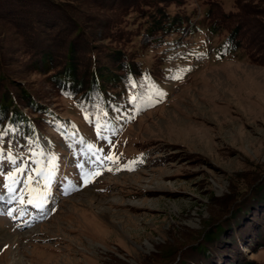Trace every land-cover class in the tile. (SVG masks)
Segmentation results:
<instances>
[{
	"label": "rangeland",
	"instance_id": "374dc122",
	"mask_svg": "<svg viewBox=\"0 0 264 264\" xmlns=\"http://www.w3.org/2000/svg\"><path fill=\"white\" fill-rule=\"evenodd\" d=\"M31 1L0 0V75L12 92L23 86L52 110L59 129L46 127L36 146L0 143V264H264V0H168L171 13L203 17L211 9L206 24L225 29L214 37L203 27L181 34L168 27L157 38L138 30L134 0H69L62 8ZM35 21H52L53 32ZM78 22L83 32L74 38ZM236 23L253 41V56L221 55L223 41L237 37ZM117 25L122 33L111 31ZM70 42L79 77L98 62L103 90L121 92L124 74L113 59L123 57L158 85L159 102L134 113L121 95L127 104L108 120L114 130L98 135L48 81L64 57L53 56L49 74L28 61L37 44L60 53ZM41 151L58 165L44 213L27 204L42 181L34 193L16 185L15 200L4 187L9 157L31 171ZM79 164L100 174L85 184Z\"/></svg>",
	"mask_w": 264,
	"mask_h": 264
},
{
	"label": "trees",
	"instance_id": "16d2710c",
	"mask_svg": "<svg viewBox=\"0 0 264 264\" xmlns=\"http://www.w3.org/2000/svg\"><path fill=\"white\" fill-rule=\"evenodd\" d=\"M27 2L31 0H26ZM38 2H45L47 6L62 8L67 1L69 0H37ZM72 1V0H71ZM32 2V1H31ZM135 2V3H134ZM134 4L131 6V12L136 14V21H138V30L142 32H146L149 35L157 36L160 33H163L162 30L169 27L171 32L177 31L180 34L187 27L188 29L194 28L196 31L202 30L201 27L206 28L207 32L210 35L216 37L218 36L219 29H225L222 26L220 28H216V25H212L209 22L206 24L207 19L210 15V10L205 13L203 17L200 16H191L182 14L181 12H170L168 7L170 3L168 0H134ZM237 3V2H236ZM29 4V3H27ZM27 4L23 5L25 7ZM31 4V3H30ZM41 15V14H38ZM59 17V16H58ZM39 16L34 15L33 20H37ZM46 18V17H45ZM49 20L48 18H46ZM197 21V23H196ZM240 21V19H236V22ZM34 24L40 28V31L44 32L47 35L45 30H52V21H48L46 24H42L38 21H35ZM49 24V25H47ZM205 25V26H204ZM184 27L182 29V27ZM193 26V27H191ZM226 28L230 26L229 23L225 25ZM69 28V26H67ZM75 32L77 35L74 38L79 37L83 32L82 25L78 22L76 23ZM122 27L115 26L111 31L122 30ZM231 33L233 36L237 34V37L234 39L229 36L225 41H223L220 46L221 55L225 54L226 50H243L244 53L249 54V56H253L252 54V46H254L253 41H249L246 37H244L243 32H241V27H239L236 23V27H232ZM180 30V31H179ZM51 34V32H49ZM71 31V30H70ZM74 32V31H72ZM74 32V33H75ZM241 32V33H240ZM122 33V31H121ZM240 33V34H239ZM67 35L68 32H65ZM150 37V36H149ZM246 43H244V40ZM124 43V42H123ZM57 46V45H56ZM65 46H68L67 51L57 53L56 48L53 44H37L33 48L35 51H31L28 54V61L32 62V68L36 72H42L45 74H49L54 72L55 70V59L54 55L60 54V58L64 57L65 64L56 69L54 74L49 76L48 81L53 85L55 89L56 95H59L63 99L73 100L75 106L78 107L84 116V119L89 123H94V129L96 133L110 134L111 131L114 130L113 123L108 120L115 116L114 114L120 107H124L128 102L133 110H139L140 106L145 102L155 105L159 102L160 98L157 95L156 87L158 86L156 83L152 84L151 80L144 77L143 74L129 69L130 64H133L132 61H122L123 57H115L113 61L117 64V70L119 72H123L124 74V88L120 92L111 94L109 91H104L100 86L99 80L104 78L102 72L100 71V67H92L98 65V62L93 63L91 65L90 73L85 77H79L78 68L76 67V49L77 45L70 42L65 43ZM250 46V47H249ZM169 48L168 50H170ZM217 51H219L217 49ZM171 58H174L175 53H171ZM39 58V59H38ZM95 59V58H92ZM98 61V60H97ZM122 61V62H121ZM80 69V68H79ZM109 71V69H106ZM112 71V70H111ZM109 74H105L110 75ZM142 77V81L139 86L142 90L137 92L138 87L136 77ZM146 76V74H145ZM9 79L6 78L5 74L2 73L0 75V143L4 142V138L9 139V142H17L20 146H36L39 140V137L42 136L44 129L46 127H51V124H54L57 129H59V124L57 120L58 116L50 110L46 105L40 103L36 97H34L30 92L23 89L21 87V91L16 93L12 92L13 87L6 85ZM156 81V80H155ZM4 87V88H3ZM16 95H15V94ZM122 96H127V103H120V98ZM131 95V96H129ZM136 97L135 103H133L132 98ZM106 114V115H105ZM86 117H88L86 119ZM107 125L106 127H102L98 129L96 127L97 124ZM211 238V237H210ZM216 240L217 238H212ZM202 252H206V249H201Z\"/></svg>",
	"mask_w": 264,
	"mask_h": 264
},
{
	"label": "snow or ice",
	"instance_id": "6c2138e0",
	"mask_svg": "<svg viewBox=\"0 0 264 264\" xmlns=\"http://www.w3.org/2000/svg\"><path fill=\"white\" fill-rule=\"evenodd\" d=\"M161 95H163L161 93ZM136 97H133V103L136 101ZM106 115V114H105ZM88 117H86L87 119ZM107 125H100L99 123L96 125L98 129H101L102 127H106ZM99 135V132H98ZM88 149L90 152H93L95 154V150L92 145L88 146ZM39 156L38 159H34L32 161L33 164L36 165L35 168L31 169V171H28L27 164L21 160L20 164H17V161L11 157H9L12 165H14L13 170L9 172L5 176V180L7 181L4 184V187L7 189L8 193L10 194V198L12 200L17 199V197L14 195V193L17 191L16 185H23L22 190L34 193L40 191L39 188L32 187L33 183L39 184L40 181L43 182V191L40 192V195L38 199H28L27 204L32 205L34 208H36L39 212L44 213L45 212V205L48 202V198L51 195V186L53 179L56 174L57 170V157L52 154H46L43 151L40 153H33V156ZM3 157L0 156V159ZM97 161L100 160V157H96ZM103 159L111 161L112 163H117L118 158H114L111 155L105 156ZM23 165V166H21ZM78 167L81 169V175L84 180V183L87 184L92 177L98 176L100 173L98 171H91V170H85L83 164H79ZM110 170V169H109ZM34 173V175H33ZM38 178V179H36ZM69 189H64V194H68ZM0 199H3V197H0ZM20 203L24 204L25 201L23 199V196L19 197ZM11 215V213H8Z\"/></svg>",
	"mask_w": 264,
	"mask_h": 264
},
{
	"label": "bare ground",
	"instance_id": "6f19581e",
	"mask_svg": "<svg viewBox=\"0 0 264 264\" xmlns=\"http://www.w3.org/2000/svg\"><path fill=\"white\" fill-rule=\"evenodd\" d=\"M133 177V176H132ZM87 193V192H86ZM83 197V196H82ZM88 198V197H87ZM92 198V197H91ZM101 199V198H100ZM104 199V198H103ZM82 201V200H81ZM89 201H86V203L85 204H81L83 207H85L86 209H88V210H92L91 209V206H90V203H88ZM98 208H99V205L98 206H96V210H98ZM92 212H94V211H92ZM101 212H104V211H101ZM93 214H95V215H98L99 213H93ZM3 234V232L0 230V235H2ZM8 236H10V235H8ZM19 259V258H18ZM19 261H21V260H19ZM16 262V261H15ZM20 264V263H19Z\"/></svg>",
	"mask_w": 264,
	"mask_h": 264
}]
</instances>
